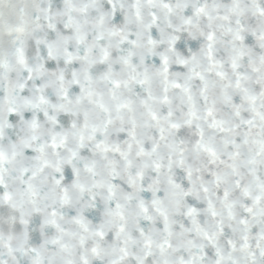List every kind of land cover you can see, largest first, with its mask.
Wrapping results in <instances>:
<instances>
[{
  "label": "clouds",
  "instance_id": "1",
  "mask_svg": "<svg viewBox=\"0 0 264 264\" xmlns=\"http://www.w3.org/2000/svg\"><path fill=\"white\" fill-rule=\"evenodd\" d=\"M0 264H264V0H0Z\"/></svg>",
  "mask_w": 264,
  "mask_h": 264
}]
</instances>
